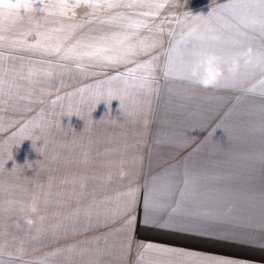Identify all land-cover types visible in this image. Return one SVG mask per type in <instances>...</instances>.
<instances>
[{
	"label": "rangeland",
	"instance_id": "obj_1",
	"mask_svg": "<svg viewBox=\"0 0 264 264\" xmlns=\"http://www.w3.org/2000/svg\"><path fill=\"white\" fill-rule=\"evenodd\" d=\"M98 2L0 0V264H264L251 0Z\"/></svg>",
	"mask_w": 264,
	"mask_h": 264
},
{
	"label": "crops",
	"instance_id": "obj_2",
	"mask_svg": "<svg viewBox=\"0 0 264 264\" xmlns=\"http://www.w3.org/2000/svg\"><path fill=\"white\" fill-rule=\"evenodd\" d=\"M235 25L233 22V39L225 40H232L233 46L242 44L243 47L251 48V80L258 81L255 91L251 92V100H259L253 108L251 105V116L254 112V124L251 119V137H257V142H262L264 147V0H251V31L248 30L250 23H247L245 33L240 35L235 30Z\"/></svg>",
	"mask_w": 264,
	"mask_h": 264
},
{
	"label": "snow or ice",
	"instance_id": "obj_3",
	"mask_svg": "<svg viewBox=\"0 0 264 264\" xmlns=\"http://www.w3.org/2000/svg\"><path fill=\"white\" fill-rule=\"evenodd\" d=\"M85 3H87L91 7H98L100 6L98 0H85ZM103 3L107 7H115L116 4L113 2V0H103ZM11 6V5H9Z\"/></svg>",
	"mask_w": 264,
	"mask_h": 264
},
{
	"label": "clouds",
	"instance_id": "obj_4",
	"mask_svg": "<svg viewBox=\"0 0 264 264\" xmlns=\"http://www.w3.org/2000/svg\"><path fill=\"white\" fill-rule=\"evenodd\" d=\"M100 102H101V101H100ZM100 102H99V103H100ZM99 103H98V104H99Z\"/></svg>",
	"mask_w": 264,
	"mask_h": 264
}]
</instances>
